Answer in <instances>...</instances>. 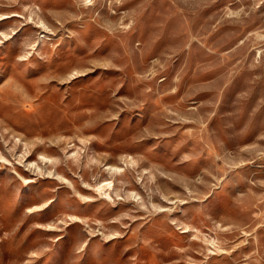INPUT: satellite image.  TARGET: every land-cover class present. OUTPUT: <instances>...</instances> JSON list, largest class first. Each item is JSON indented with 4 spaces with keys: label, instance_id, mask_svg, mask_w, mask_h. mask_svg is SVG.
Listing matches in <instances>:
<instances>
[{
    "label": "rangeland",
    "instance_id": "rangeland-1",
    "mask_svg": "<svg viewBox=\"0 0 264 264\" xmlns=\"http://www.w3.org/2000/svg\"><path fill=\"white\" fill-rule=\"evenodd\" d=\"M0 264H264V0H0Z\"/></svg>",
    "mask_w": 264,
    "mask_h": 264
},
{
    "label": "bare ground",
    "instance_id": "bare-ground-1",
    "mask_svg": "<svg viewBox=\"0 0 264 264\" xmlns=\"http://www.w3.org/2000/svg\"><path fill=\"white\" fill-rule=\"evenodd\" d=\"M110 184H111V183L109 182V183L106 184V186H109Z\"/></svg>",
    "mask_w": 264,
    "mask_h": 264
}]
</instances>
